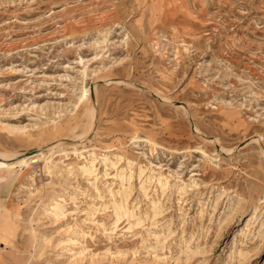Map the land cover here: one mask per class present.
<instances>
[{
    "label": "rangeland",
    "instance_id": "obj_1",
    "mask_svg": "<svg viewBox=\"0 0 264 264\" xmlns=\"http://www.w3.org/2000/svg\"><path fill=\"white\" fill-rule=\"evenodd\" d=\"M0 151V264H264V0H0Z\"/></svg>",
    "mask_w": 264,
    "mask_h": 264
},
{
    "label": "bare ground",
    "instance_id": "obj_2",
    "mask_svg": "<svg viewBox=\"0 0 264 264\" xmlns=\"http://www.w3.org/2000/svg\"><path fill=\"white\" fill-rule=\"evenodd\" d=\"M84 92V94L83 95H85V93H87V89H84L83 90ZM91 115L94 117L95 116V112H94V109L92 108L91 110ZM91 116V117H92ZM94 119V118H93ZM92 122V121H91ZM43 152H36L34 155H32V156H27V157H19L20 156V154H18V153H11V154H9V153H6V152H2V151H0V166H2V165H7V166H12V165H14L16 162H24V163H27L28 162V160L29 159H32V161L34 162V161H38L39 160V156L42 154ZM20 159H19V158ZM105 157H107V156H105ZM19 159L18 161H13V162H11V163H9V164H6L5 163V161L6 160H11V159ZM106 160H107V158H106ZM94 161H95V158L94 157H92V161H91V163L89 164V166H87L86 164L85 165H83L82 166V168L83 169H85L86 171H88V173L90 174V173H94V171H95V169H94V166H95V164H94ZM108 161V160H107ZM111 161V160H110ZM129 162V164H131V161H128ZM105 163V162H104ZM57 164V163H56ZM106 164V163H105ZM109 164V163H108ZM69 166V165H68ZM108 170V169H107ZM121 172V171H120ZM109 173V172H108ZM127 174V173H126ZM130 177V176H129ZM162 181V180H161ZM164 184V183H163ZM162 186V185H161ZM162 188V187H161ZM128 194V193H127ZM123 195V194H122ZM119 201V200H118ZM56 206H58L57 204H52V207H51V210L53 211V210H55V208H57ZM115 206H116V208H117V210L118 209H121L122 207H123V203H122V201H119V202H115ZM121 212V211H120ZM231 217V215H227V217H226V219H228V218H230Z\"/></svg>",
    "mask_w": 264,
    "mask_h": 264
}]
</instances>
